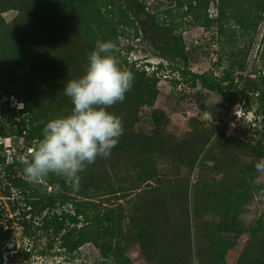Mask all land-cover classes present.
Instances as JSON below:
<instances>
[{"label":"trees","instance_id":"trees-1","mask_svg":"<svg viewBox=\"0 0 264 264\" xmlns=\"http://www.w3.org/2000/svg\"><path fill=\"white\" fill-rule=\"evenodd\" d=\"M169 1L161 21L147 0H0V95L8 97L0 102V137L18 134L26 149L35 147L45 123L72 108L64 84L83 74L97 41L110 40L117 49L122 29H133L136 37L143 30L162 59L184 63L182 78L222 94L227 110L239 92L255 96L264 122V38L259 62L244 74L264 20V0H217L215 17L211 0ZM12 10L17 14L8 21L4 14ZM173 15L215 32L222 52L209 70L188 68L179 26L168 20ZM114 57L135 77L124 101L108 109L122 118L124 133L108 158L86 165L78 186L55 175L26 182L21 159L8 162L0 142V182L19 189L26 203L23 235H47L50 247L58 241L68 255L93 244L113 264H231L230 251L238 253L236 264H264V212L249 222L242 217L261 189L256 165L264 160V138L245 141L194 118L191 130L170 133L169 114L156 106L162 93L157 73ZM13 95L23 103L19 110L11 106ZM145 106L152 108L149 133L136 128ZM2 218L0 206V264ZM133 242L141 261L125 254Z\"/></svg>","mask_w":264,"mask_h":264},{"label":"rangeland","instance_id":"rangeland-1","mask_svg":"<svg viewBox=\"0 0 264 264\" xmlns=\"http://www.w3.org/2000/svg\"><path fill=\"white\" fill-rule=\"evenodd\" d=\"M170 5L169 0H147L148 8L155 12L161 21L166 17L165 10L170 8ZM209 11L211 16L217 15V0H211ZM16 14V11L12 10L6 12L4 16L10 21ZM170 19L178 24L179 28L176 32L183 36L186 49L190 53L188 68L198 73L209 70L217 60L219 52H222L221 43L215 37V32L206 30L193 22L189 16L173 15L168 20ZM139 33L140 37H136L133 29H122L121 45L113 54L118 58H127L129 63H135L136 67L144 68L150 74L157 73L160 78L158 86L162 93L156 106L169 114L167 130L170 133L180 136L186 130H191V121L194 118L200 123L214 122L219 130H223L228 136H236L245 141L264 138V122L262 116L257 113L255 96H248L241 91L232 102L231 108L227 110L222 94L208 91L200 85L193 86L189 78H182L179 70L185 67L184 63L172 64L162 59L144 31L140 30ZM263 38L264 20L254 41L245 75L251 73L259 62ZM161 63L163 68L158 67ZM216 72H220V69H216ZM7 99L8 97L0 95V102ZM10 101L11 106H15L17 110L22 108L18 105L23 103L14 95L11 96ZM246 102L251 108L246 106ZM151 110L152 108L147 106L140 110L141 121L136 125L138 131L149 133L152 130L153 127L148 122ZM16 119L19 120L21 117L18 116ZM23 140V136L18 134L12 137H0V142H4L3 154L7 156L8 162H12L14 157L23 159L28 156L31 148L26 149ZM199 168L197 166L190 175L192 182L199 176ZM1 170L2 167H0ZM256 182L261 189L242 216L247 222L264 212V172H261ZM9 185L11 184L7 180L3 179L0 182V206L3 216L1 223L4 225L1 233L4 236L2 240L4 264H113L111 259H104L99 249L93 244H85L74 255H68L59 248L58 241L54 242V247H50L53 242L47 235L31 239L24 236L20 226L22 213L27 210L24 196L19 189L13 186L8 188ZM7 190H10V196L5 195L4 192ZM126 247L125 254L131 260H142L138 244L133 242ZM237 258V252H229L228 259L231 264H236Z\"/></svg>","mask_w":264,"mask_h":264},{"label":"clouds","instance_id":"clouds-1","mask_svg":"<svg viewBox=\"0 0 264 264\" xmlns=\"http://www.w3.org/2000/svg\"><path fill=\"white\" fill-rule=\"evenodd\" d=\"M115 50L114 42L97 41L83 74L64 84L63 92L72 108L67 114L49 119L35 147L20 160L26 182L39 184L55 175L75 187L86 165L111 155L124 126L122 118L108 109L124 101L135 79L131 71L118 64ZM256 168L264 172V161Z\"/></svg>","mask_w":264,"mask_h":264}]
</instances>
